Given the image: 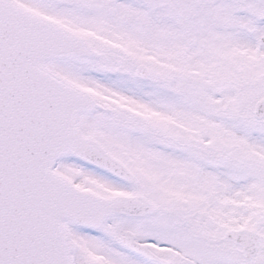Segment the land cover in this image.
Returning a JSON list of instances; mask_svg holds the SVG:
<instances>
[{"label": "snow or ice", "instance_id": "1", "mask_svg": "<svg viewBox=\"0 0 264 264\" xmlns=\"http://www.w3.org/2000/svg\"><path fill=\"white\" fill-rule=\"evenodd\" d=\"M0 264H264V0H0Z\"/></svg>", "mask_w": 264, "mask_h": 264}]
</instances>
